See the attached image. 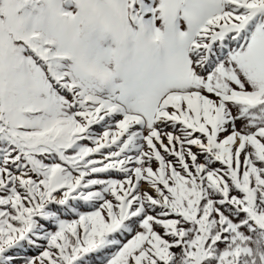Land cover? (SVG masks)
I'll return each instance as SVG.
<instances>
[{
  "label": "snow or ice",
  "instance_id": "1",
  "mask_svg": "<svg viewBox=\"0 0 264 264\" xmlns=\"http://www.w3.org/2000/svg\"><path fill=\"white\" fill-rule=\"evenodd\" d=\"M0 264H264V0H0Z\"/></svg>",
  "mask_w": 264,
  "mask_h": 264
}]
</instances>
